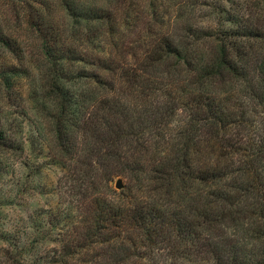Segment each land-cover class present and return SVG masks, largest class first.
I'll return each instance as SVG.
<instances>
[{
    "label": "trees",
    "instance_id": "1",
    "mask_svg": "<svg viewBox=\"0 0 264 264\" xmlns=\"http://www.w3.org/2000/svg\"><path fill=\"white\" fill-rule=\"evenodd\" d=\"M11 1L22 30L38 46L30 61L17 56L1 66L0 75L13 89V79L29 76L31 64L38 72L28 95L53 122L54 147L62 164L60 199L75 204L80 218L84 215L81 225L73 227L76 244L108 245L112 252L101 254L114 264L158 255L172 264L170 260L182 262L198 254L219 264H239L235 253L252 246L247 264H264V26L238 22L204 31L203 36L213 40L208 58L192 54L191 41H178L169 33L145 42L144 54L129 51L114 35L116 52L100 56L95 73L82 74L65 68L77 57L71 60L63 54L74 53L64 48L69 36L49 20L45 6L40 2L33 7L36 0ZM68 10L71 17L81 13ZM83 15V20L92 19ZM105 16L109 13L95 17ZM3 26L0 14L1 47L21 53L18 37ZM143 27L139 32L150 33V24ZM82 31L78 29L89 38ZM190 33L196 39V33L202 34ZM164 61L165 70L152 73L150 68ZM78 79L99 90L78 91L73 86ZM157 92H164L162 103L153 96ZM179 109L187 111L188 118L175 133L169 132ZM76 129L92 133L95 141L96 149L85 159L80 157ZM71 158L87 167L72 166ZM108 158L116 162L117 175L129 179L126 195L121 193L126 202L99 191L98 184L111 174L100 173L94 163ZM81 178L92 189L88 205L73 182ZM85 217L89 224L84 225ZM242 230L240 245L235 233ZM257 242L262 249L255 253ZM66 252L62 257L70 264L68 259L78 252ZM94 257L93 264H100Z\"/></svg>",
    "mask_w": 264,
    "mask_h": 264
},
{
    "label": "rangeland",
    "instance_id": "2",
    "mask_svg": "<svg viewBox=\"0 0 264 264\" xmlns=\"http://www.w3.org/2000/svg\"><path fill=\"white\" fill-rule=\"evenodd\" d=\"M40 2L45 6L49 20L64 28L66 36H69L64 42V48L69 46L74 53L63 54L72 57L71 60L76 57L84 58L81 61L76 58V62L72 61L73 66H67L71 65L68 62L65 68L82 74L95 73L98 71L95 65L98 58L106 56V52L109 55L116 52L114 35L120 36L117 39L120 44L126 42L129 51L136 53L142 50L144 54L145 42L169 33L178 41H191L189 47L192 54L202 53L208 58L213 48V40L204 37V31L231 28L238 22L264 26V0H36L32 2L33 7L41 4ZM68 6L73 12L81 13L77 17L69 16ZM14 7L11 0L9 3L8 0H0V14L5 25L3 28L18 37L21 53L8 51L0 45V70L2 65L10 64L12 59L20 55L25 63L30 61L38 46V42L22 30ZM108 13L111 19L109 16L95 17ZM83 14L92 19L83 20ZM149 24L150 33L139 32L143 26ZM79 28L89 38L78 33ZM192 30L202 33H196L200 36L199 39H196L198 37L195 34L194 37L190 35ZM167 64L168 61H164L150 69L153 70L152 73L161 72ZM27 72L29 76L24 73L16 75L13 89L4 85L0 75V264H46L50 260H61L66 264L64 262L67 257H62L66 251L78 252L68 259L70 264H93L94 256H97L100 264H114L101 254L112 252L107 251L108 245L102 246L97 242L94 245L85 244L84 248L80 241L76 244V229L73 227L81 225L84 215L80 218L75 204L62 202L60 199L58 180L62 175V164L58 160L60 153L54 147L53 122L49 114L41 111L28 95L32 82L36 83L38 80L35 66L31 64ZM73 86L78 91H88L89 88L99 90L97 85L83 79L75 81ZM235 87L241 89L238 85ZM153 96L159 97L161 103L166 100L164 92H157ZM187 118V111L176 110L170 120L169 132L175 133L179 130ZM74 136L78 140L82 159L96 149L92 133H83L76 129ZM94 161L93 159V163ZM105 161L94 163L95 169L99 168L100 173L111 174L108 181L102 179L98 184L99 191L111 200L126 202L125 195L130 185L128 177L125 174L117 175L118 168L115 167L116 162L113 159L108 158ZM71 163L77 168L87 167L73 158ZM233 166L235 168V164ZM118 179L123 183L120 189L116 187ZM73 182L76 189L84 195L80 199L88 205L87 195L92 192L90 184L82 178ZM86 222L89 224L85 217L84 225ZM229 232L234 234L233 230ZM243 235L244 230L235 233V241H239L240 245ZM249 248L252 246L235 253L239 264H247L251 258ZM253 249L257 253L262 249V243H255ZM138 252L136 250L135 254L139 257L141 253ZM210 258L211 256L202 258L198 254L182 259V262H170L219 264L216 259ZM162 260L159 255L155 259L139 257V263L127 264H165Z\"/></svg>",
    "mask_w": 264,
    "mask_h": 264
},
{
    "label": "water",
    "instance_id": "3",
    "mask_svg": "<svg viewBox=\"0 0 264 264\" xmlns=\"http://www.w3.org/2000/svg\"><path fill=\"white\" fill-rule=\"evenodd\" d=\"M116 187L119 188V189L123 187V183H122V180L121 179H118L117 180Z\"/></svg>",
    "mask_w": 264,
    "mask_h": 264
}]
</instances>
